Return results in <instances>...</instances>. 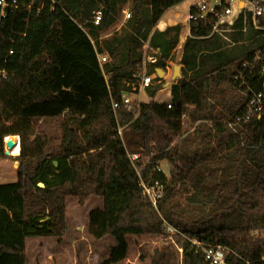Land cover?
<instances>
[{"label": "trees", "instance_id": "trees-1", "mask_svg": "<svg viewBox=\"0 0 264 264\" xmlns=\"http://www.w3.org/2000/svg\"><path fill=\"white\" fill-rule=\"evenodd\" d=\"M185 1L16 0L15 8L0 12V160L6 158L4 137L21 136L17 179L0 184V264H30L28 239L68 236L69 197L81 206L92 198L103 200L102 208L88 215L94 239L115 240L102 264L126 260L130 237L168 236L166 225L179 232L172 237L182 264H207L190 240L228 248V264H259L264 256L262 121L255 117L235 130L227 126L244 114L249 99L237 80L242 65L264 52V30L254 28L251 13L214 32L211 16L192 8L201 17L189 22L181 76L170 86L171 109L155 102L161 84L147 89L150 100L135 112L112 107L142 72L146 44L156 60L146 64L147 74L165 71L174 59L182 25L156 26L166 11ZM126 8L130 18L117 29ZM97 11L102 19L94 25ZM101 53H107V63L100 64ZM259 78L258 73L249 82L257 85ZM39 121H56L60 141L46 130L29 140L32 124ZM120 128L141 136L147 165L131 162ZM163 160L169 178L158 170ZM141 181L162 185L156 207L143 195ZM182 188L190 193L182 197ZM139 261L175 264L176 254L169 246L151 252L144 245Z\"/></svg>", "mask_w": 264, "mask_h": 264}, {"label": "rangeland", "instance_id": "rangeland-1", "mask_svg": "<svg viewBox=\"0 0 264 264\" xmlns=\"http://www.w3.org/2000/svg\"><path fill=\"white\" fill-rule=\"evenodd\" d=\"M127 10V8H126ZM128 11V10H127ZM184 18V16L182 17ZM119 24L116 26L119 29L121 23L125 20V14L120 16ZM148 55V53H147ZM150 61V60H149ZM148 62V60H147ZM148 64V63H147ZM168 69L165 71L157 72V75L161 78V82L155 84H161V90L155 98V102L171 101L170 86L178 81L180 76L174 77V67L179 66V55L174 53V59L167 63ZM182 67V66H181ZM141 73V71H140ZM169 83V85H167ZM168 92V93H166ZM140 99V101H139ZM139 103L148 102L150 99L147 95L142 94L139 96ZM188 120V118H187ZM14 122V118H11L7 125H11ZM197 123L191 124L195 127ZM41 130L54 134L57 138L56 142L60 141L61 134L60 129L56 121L50 123H44L39 121L32 124L30 130L31 135L29 140H33L39 136ZM193 131V128L192 130ZM119 132L124 139L125 146L129 157H133L134 151H139V162L145 166L149 162V158L143 156L142 148L139 145L141 136L139 134H132L128 129H119ZM20 137L18 134H11ZM8 136L4 139H13L15 141L14 148L8 150L10 156H6L5 159L0 160V184L13 183L17 179V169L19 167V160L17 157L21 153V146L18 137ZM5 150V149H4ZM136 162V163H137ZM159 169L169 178L170 166L166 160L158 162ZM182 197L190 193L185 188L181 190ZM103 200L100 198H92L85 205H79L77 198L69 197L66 202V213L70 227V233L63 239L59 238H31L26 241V255L30 264H102L109 257V248L115 244L113 238H104L102 240L94 239L88 231V215L89 212L96 208H102ZM176 238L169 236L161 237H130L129 254L126 260L119 264H148V262L139 261V250L144 245L150 246V251L153 252L157 248L163 246L171 247L176 254L175 264H182V254L178 251L176 245Z\"/></svg>", "mask_w": 264, "mask_h": 264}, {"label": "built area", "instance_id": "built-area-1", "mask_svg": "<svg viewBox=\"0 0 264 264\" xmlns=\"http://www.w3.org/2000/svg\"><path fill=\"white\" fill-rule=\"evenodd\" d=\"M212 0H198L197 4L194 8L204 16V14L210 11L208 16H211L210 24L215 31H219L223 27H231L236 24L240 14L246 17L247 13H251V20L253 23L254 28L264 30V23H260L261 19H264V2L262 0H223V4L220 8H212ZM237 1H241L244 4V7L236 10L235 4ZM16 0H0V12L1 15H4V11L6 8H15ZM125 14V20L130 18V13L125 9L123 11ZM200 15L197 14H189L188 20L189 21H196L198 20ZM102 19V12L97 11L93 17L94 25H99ZM92 42H94L95 37H89ZM149 51L148 45L144 46V63H143V70L137 76H135L134 81L127 85L126 88L122 90V97L121 103H113L112 107L113 110L116 111L121 106H124L128 111L135 112L139 109L140 106V99L139 96L141 94H146L148 88L155 84V80L157 78V72H161V70H157L154 74H147L146 73V64L147 63H155V59L147 55ZM12 54V51L10 52ZM98 59L100 64L107 63L109 61V57L107 53L98 54ZM148 60V62H147ZM150 60V61H149ZM168 69L166 66L165 70ZM243 73L238 77L237 80L240 81V87H245L248 91V103L246 105L245 112L242 116H238L231 121L227 122V126L231 130H235V128L240 127L250 121L253 118L258 117L260 121H262V129L264 131V115L260 117L264 113V52H259L256 54L255 58L252 62H248L242 65ZM259 73V80L257 85L255 82L249 80L252 76ZM158 82H161L158 81ZM170 95V93H169ZM139 101L136 103V101ZM161 103H166L161 101ZM167 108L171 109V103H167ZM181 121L183 125H187V115L183 114L181 117ZM131 162L135 165L136 161L139 159V155L134 154L133 157H129ZM136 167V165H135ZM158 170H160L158 168ZM139 174V170H137ZM141 187L143 188V195L148 197L151 201L152 205L156 207L158 199L162 195V185L158 182H155L152 186L146 185L143 181H141ZM165 232L168 234L169 237L179 234V232L174 229L170 225L165 226ZM191 244L197 249V251H201L204 256V261L207 264H228L227 256L230 253V250L226 247L215 245V246H205L202 242L197 240H190ZM178 251L182 254L180 248ZM255 263H264V256L260 258V260L256 261ZM245 264H254L251 261H245Z\"/></svg>", "mask_w": 264, "mask_h": 264}, {"label": "crops", "instance_id": "crops-1", "mask_svg": "<svg viewBox=\"0 0 264 264\" xmlns=\"http://www.w3.org/2000/svg\"><path fill=\"white\" fill-rule=\"evenodd\" d=\"M197 2H198V0H186L185 2H183L181 4L170 8L168 11H166L164 13L163 17L161 18V20L158 22V24L156 26V28L159 30H165L168 26H172V25H176V24L182 25V29H181L180 36H179L180 41H179L177 48L174 51V53H176V52L178 53L179 60L181 58V52H182L181 50H182L183 43L185 42L187 36H189V34H190V27H189L190 21L188 20V16H189V14H191V9L194 8V6L197 4ZM243 7H244L243 2H241V1L236 2V4H235L236 10H239ZM183 16H184V18H182ZM223 29H225V27H223ZM225 30H227V27ZM179 66L181 67L182 65L179 64ZM166 93H168V92H166ZM169 93H170V91H169ZM144 95H147V94L144 93ZM160 103H161V101H160Z\"/></svg>", "mask_w": 264, "mask_h": 264}, {"label": "water", "instance_id": "water-1", "mask_svg": "<svg viewBox=\"0 0 264 264\" xmlns=\"http://www.w3.org/2000/svg\"><path fill=\"white\" fill-rule=\"evenodd\" d=\"M264 2V0H262ZM212 8L216 9V8H220L223 4V0H212ZM210 14V11L206 12L204 14L205 17H207ZM264 75V74H263ZM176 76H181V67L180 66H175L174 68V77ZM169 85V83L167 84ZM264 115V113L260 116L262 117ZM11 136H15V135H11ZM18 137V136H17ZM19 141H20V137H18ZM15 146V141L13 139H9V140H5L4 139V154L5 156H10L8 153V150L14 148ZM20 146H21V141H20ZM56 165V163H55ZM39 187H43V184L38 183Z\"/></svg>", "mask_w": 264, "mask_h": 264}, {"label": "bare ground", "instance_id": "bare-ground-1", "mask_svg": "<svg viewBox=\"0 0 264 264\" xmlns=\"http://www.w3.org/2000/svg\"><path fill=\"white\" fill-rule=\"evenodd\" d=\"M14 137H17V136H14ZM6 138V137H5Z\"/></svg>", "mask_w": 264, "mask_h": 264}]
</instances>
